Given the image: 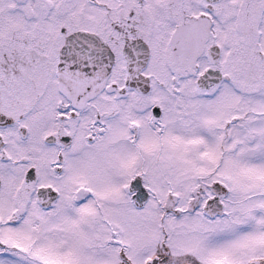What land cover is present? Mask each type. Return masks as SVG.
Instances as JSON below:
<instances>
[{"label": "snow or ice", "instance_id": "obj_1", "mask_svg": "<svg viewBox=\"0 0 264 264\" xmlns=\"http://www.w3.org/2000/svg\"><path fill=\"white\" fill-rule=\"evenodd\" d=\"M0 264H264V0H0Z\"/></svg>", "mask_w": 264, "mask_h": 264}]
</instances>
